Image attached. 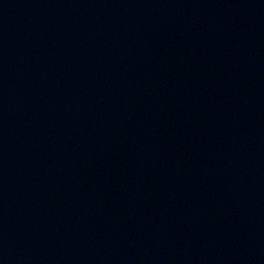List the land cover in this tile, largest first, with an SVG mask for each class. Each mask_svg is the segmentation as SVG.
I'll use <instances>...</instances> for the list:
<instances>
[{"label":"water","instance_id":"1","mask_svg":"<svg viewBox=\"0 0 264 264\" xmlns=\"http://www.w3.org/2000/svg\"><path fill=\"white\" fill-rule=\"evenodd\" d=\"M0 264H264V0H0Z\"/></svg>","mask_w":264,"mask_h":264}]
</instances>
